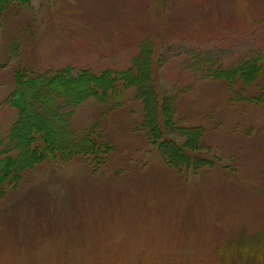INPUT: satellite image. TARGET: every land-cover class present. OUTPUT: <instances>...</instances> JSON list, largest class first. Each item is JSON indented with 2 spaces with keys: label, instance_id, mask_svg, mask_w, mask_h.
I'll use <instances>...</instances> for the list:
<instances>
[{
  "label": "rangeland",
  "instance_id": "obj_1",
  "mask_svg": "<svg viewBox=\"0 0 264 264\" xmlns=\"http://www.w3.org/2000/svg\"><path fill=\"white\" fill-rule=\"evenodd\" d=\"M1 4L2 137L25 78L68 70L81 83L84 70L136 69L145 52L143 89L166 121L162 138L189 159L172 163L156 132L141 128L155 119L142 90L65 105L70 140L89 136L105 149L50 152L0 197V264H264V0ZM29 100L34 115H49L48 103Z\"/></svg>",
  "mask_w": 264,
  "mask_h": 264
},
{
  "label": "trees",
  "instance_id": "obj_2",
  "mask_svg": "<svg viewBox=\"0 0 264 264\" xmlns=\"http://www.w3.org/2000/svg\"><path fill=\"white\" fill-rule=\"evenodd\" d=\"M11 1L12 0H1V5H5L2 9L6 8ZM143 54L144 56L136 69L131 68V70L128 69L123 72H115L106 69L98 73L84 70L76 77L80 79L79 81L81 83H76V79L73 78L74 75L69 73L68 70L49 73V78H47L48 80L46 81L37 80V78L34 77H29L28 80H26L24 77L25 80L17 85L16 94L14 96L15 99L11 102L16 108L18 115L12 120L4 137H2V133L0 132V197L7 195L10 190L15 189L20 179L23 177V174L32 169L34 164L37 165L39 162L43 161L46 154L50 152L53 154L57 153L60 156L63 155L62 157L66 159H69V157L73 155L94 154L97 156L99 151H102L101 148L105 149L102 147L101 143L91 141L89 136H83L82 138L76 136L78 139L76 142H78L77 144L79 146L70 140L73 138L75 132L70 128V115L73 110L71 108V110L69 109V111H66L64 107L65 105L77 107L82 102L89 99H94L99 103L117 100L118 96H121L127 88H130V90L136 88L139 91L142 90L139 98L141 99V96L145 97V110L148 114H152L153 117H155V119H148L149 117L144 116L141 128L145 125L149 128L148 132L150 134L153 135V132H156V135H154L155 141H157L160 146L164 147V150L166 149L170 161L171 157L174 156L172 163L175 162L178 165L188 161L189 155L184 147L175 146L173 142H171L173 144H169L170 147H167L165 144L167 143L166 140L162 138L163 130H161L160 125L164 124L166 121L160 122L157 119L156 109L159 103L156 102V96H154L152 92H150L151 95L148 96L146 94L147 91L143 89L147 84L148 75L151 71L150 55H145V52ZM253 61L252 64L257 65L259 69V60L256 61L255 59ZM247 63H249V61H247ZM250 70L251 73L246 72L245 75H249L247 79L252 80L255 77L256 70ZM68 84L73 86V90L67 88ZM47 87H49V89ZM77 87L79 89L82 87L86 88L87 93H79L76 95L78 90ZM140 87L141 89H139ZM44 88H46L45 92ZM75 89V96H72V92H74ZM152 96H154V98L151 99ZM30 98H32L33 103L35 102L37 105L38 101L39 103H48L49 115L43 113H41V115H34L32 112L35 108L33 107L32 101L29 100ZM59 100L63 102L57 104ZM60 109L62 112L64 111L63 114L59 113ZM35 111H37V109ZM144 122L146 124H144ZM61 134L66 138L64 137L62 141H57L55 135L61 137ZM36 138H38V141L42 144L41 149L34 145ZM173 146H175L176 150L172 149Z\"/></svg>",
  "mask_w": 264,
  "mask_h": 264
}]
</instances>
